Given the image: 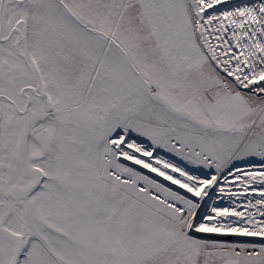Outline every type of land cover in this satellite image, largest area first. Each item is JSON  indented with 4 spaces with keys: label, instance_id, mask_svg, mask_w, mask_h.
<instances>
[{
    "label": "snow or ice",
    "instance_id": "snow-or-ice-1",
    "mask_svg": "<svg viewBox=\"0 0 264 264\" xmlns=\"http://www.w3.org/2000/svg\"><path fill=\"white\" fill-rule=\"evenodd\" d=\"M0 264H264V0H0Z\"/></svg>",
    "mask_w": 264,
    "mask_h": 264
},
{
    "label": "rangeland",
    "instance_id": "rangeland-1",
    "mask_svg": "<svg viewBox=\"0 0 264 264\" xmlns=\"http://www.w3.org/2000/svg\"><path fill=\"white\" fill-rule=\"evenodd\" d=\"M209 236H213V234H206ZM214 238H220V239H225V240H235V239H256L259 240L260 238H236V237H214Z\"/></svg>",
    "mask_w": 264,
    "mask_h": 264
}]
</instances>
